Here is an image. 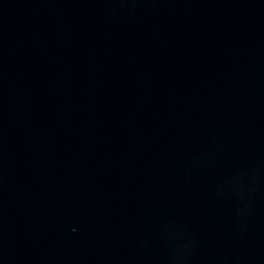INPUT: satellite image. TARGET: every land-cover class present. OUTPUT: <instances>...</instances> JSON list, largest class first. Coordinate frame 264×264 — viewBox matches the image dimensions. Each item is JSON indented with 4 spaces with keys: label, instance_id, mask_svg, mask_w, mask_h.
I'll return each instance as SVG.
<instances>
[{
    "label": "water",
    "instance_id": "95a60500",
    "mask_svg": "<svg viewBox=\"0 0 264 264\" xmlns=\"http://www.w3.org/2000/svg\"><path fill=\"white\" fill-rule=\"evenodd\" d=\"M0 264H264V0H0Z\"/></svg>",
    "mask_w": 264,
    "mask_h": 264
}]
</instances>
